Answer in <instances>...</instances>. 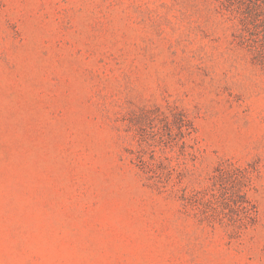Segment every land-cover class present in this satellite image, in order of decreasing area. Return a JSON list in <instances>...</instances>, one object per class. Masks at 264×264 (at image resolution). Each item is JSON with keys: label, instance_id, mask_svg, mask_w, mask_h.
Here are the masks:
<instances>
[{"label": "rangeland", "instance_id": "1", "mask_svg": "<svg viewBox=\"0 0 264 264\" xmlns=\"http://www.w3.org/2000/svg\"><path fill=\"white\" fill-rule=\"evenodd\" d=\"M0 264H264V0H0Z\"/></svg>", "mask_w": 264, "mask_h": 264}, {"label": "trees", "instance_id": "2", "mask_svg": "<svg viewBox=\"0 0 264 264\" xmlns=\"http://www.w3.org/2000/svg\"><path fill=\"white\" fill-rule=\"evenodd\" d=\"M235 207L240 214V219L243 221L245 225L250 224L253 221V210L249 209L243 203L235 202Z\"/></svg>", "mask_w": 264, "mask_h": 264}]
</instances>
